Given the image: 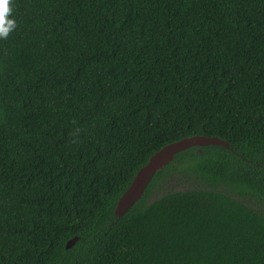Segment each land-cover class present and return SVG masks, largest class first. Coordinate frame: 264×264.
<instances>
[{
    "label": "trees",
    "instance_id": "obj_1",
    "mask_svg": "<svg viewBox=\"0 0 264 264\" xmlns=\"http://www.w3.org/2000/svg\"><path fill=\"white\" fill-rule=\"evenodd\" d=\"M12 8L0 264H264V0ZM194 135L228 146L178 151L114 212L153 153Z\"/></svg>",
    "mask_w": 264,
    "mask_h": 264
},
{
    "label": "water",
    "instance_id": "obj_2",
    "mask_svg": "<svg viewBox=\"0 0 264 264\" xmlns=\"http://www.w3.org/2000/svg\"><path fill=\"white\" fill-rule=\"evenodd\" d=\"M209 144H219L228 146L227 142L217 137L194 135L182 138L178 141L164 145L162 148L153 153L146 164L142 166L134 175L132 181L126 190L120 195L117 200L114 212L118 215L125 212L137 199H139L144 191V188L150 181L153 174L162 168L165 164L172 161L174 154L184 150L189 146H202ZM77 237L71 238L66 242V247L71 246Z\"/></svg>",
    "mask_w": 264,
    "mask_h": 264
},
{
    "label": "clouds",
    "instance_id": "obj_3",
    "mask_svg": "<svg viewBox=\"0 0 264 264\" xmlns=\"http://www.w3.org/2000/svg\"><path fill=\"white\" fill-rule=\"evenodd\" d=\"M12 12V0H0V39H7L17 27Z\"/></svg>",
    "mask_w": 264,
    "mask_h": 264
}]
</instances>
